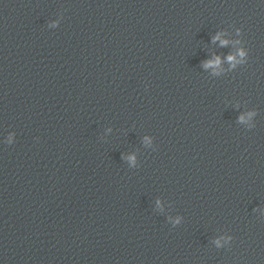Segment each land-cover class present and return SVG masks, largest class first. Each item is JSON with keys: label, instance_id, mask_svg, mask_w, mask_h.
Returning a JSON list of instances; mask_svg holds the SVG:
<instances>
[{"label": "clouds", "instance_id": "1", "mask_svg": "<svg viewBox=\"0 0 264 264\" xmlns=\"http://www.w3.org/2000/svg\"><path fill=\"white\" fill-rule=\"evenodd\" d=\"M218 38H219V37L217 36L216 39H218ZM221 43H222V44H226L227 41H222ZM240 55L243 56V55H244V52L241 51V52H240ZM228 59H229V61H231V60H233V57H232V56H229ZM213 63H219V58H217L216 61H209V62L205 65V67L211 66ZM241 119H243V117H241Z\"/></svg>", "mask_w": 264, "mask_h": 264}]
</instances>
